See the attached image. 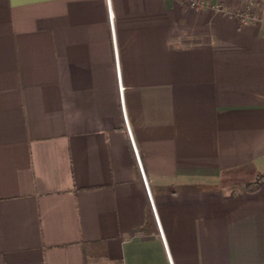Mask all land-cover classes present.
<instances>
[{"label": "crops", "instance_id": "1", "mask_svg": "<svg viewBox=\"0 0 264 264\" xmlns=\"http://www.w3.org/2000/svg\"><path fill=\"white\" fill-rule=\"evenodd\" d=\"M197 2L0 0V264H264V1Z\"/></svg>", "mask_w": 264, "mask_h": 264}, {"label": "built area", "instance_id": "2", "mask_svg": "<svg viewBox=\"0 0 264 264\" xmlns=\"http://www.w3.org/2000/svg\"><path fill=\"white\" fill-rule=\"evenodd\" d=\"M109 1V0H107ZM187 5L193 9V10H198L201 8V6L198 4L197 0H184ZM110 23L112 25V15L110 14ZM118 88H119V93H120V97H121V102H122V94H123V87L121 86V83H120V76L118 74ZM122 109L124 110V106H123V102H122ZM126 127H127V131L130 135V139H131V144H132V148H133V151H134V154H135V157H136V161L138 163V166H139V169H140V172H141V175H142V179H143V182L145 184V187H146V190H147V193L149 194V189H148V186H147V183H146V179H145V176H144V173H143V169H142V166H141V162H140V158L138 156V153H137V149L135 147V144L133 142V139L131 137V132H130V129L128 127V124L126 122ZM161 233V231H160Z\"/></svg>", "mask_w": 264, "mask_h": 264}, {"label": "trees", "instance_id": "3", "mask_svg": "<svg viewBox=\"0 0 264 264\" xmlns=\"http://www.w3.org/2000/svg\"><path fill=\"white\" fill-rule=\"evenodd\" d=\"M263 179H264V176L259 175L254 182L246 183L244 186V191L247 193L256 192L259 189V187L261 186Z\"/></svg>", "mask_w": 264, "mask_h": 264}, {"label": "rangeland", "instance_id": "4", "mask_svg": "<svg viewBox=\"0 0 264 264\" xmlns=\"http://www.w3.org/2000/svg\"><path fill=\"white\" fill-rule=\"evenodd\" d=\"M233 179H235V178H232V179H231V182H235V181H236V179H235V180H233ZM228 182H230V181H228Z\"/></svg>", "mask_w": 264, "mask_h": 264}, {"label": "water", "instance_id": "5", "mask_svg": "<svg viewBox=\"0 0 264 264\" xmlns=\"http://www.w3.org/2000/svg\"><path fill=\"white\" fill-rule=\"evenodd\" d=\"M262 1H264V0H262Z\"/></svg>", "mask_w": 264, "mask_h": 264}]
</instances>
